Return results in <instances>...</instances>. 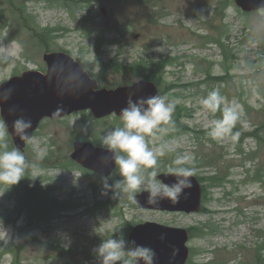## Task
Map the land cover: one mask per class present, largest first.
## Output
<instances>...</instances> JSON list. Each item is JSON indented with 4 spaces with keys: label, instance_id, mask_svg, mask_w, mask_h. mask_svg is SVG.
I'll list each match as a JSON object with an SVG mask.
<instances>
[{
    "label": "rangeland",
    "instance_id": "obj_1",
    "mask_svg": "<svg viewBox=\"0 0 264 264\" xmlns=\"http://www.w3.org/2000/svg\"><path fill=\"white\" fill-rule=\"evenodd\" d=\"M13 7H21L23 16ZM220 7L216 2L201 5L200 0H0V83L27 69L44 72L47 49L69 53L95 76L102 62L104 67L116 63L122 68L134 62L175 59L154 83L161 96L175 103L173 121L186 116L181 123L190 130L178 135L175 130L157 133L149 138V146L154 150L164 146L158 176L175 166L178 155H187L183 166L194 167L208 190L204 213L143 209L127 193L120 194L113 208L110 202L96 208L97 202L111 199V192L102 194L104 190L93 188L92 176L62 165L71 159L75 139L105 147L103 136L122 127V120L114 115L97 120L89 111L45 120L27 144V169L41 186L53 187L60 200L78 204L31 231L26 215H17L21 181L11 187L0 183V219L8 237L0 230V264H93L100 260L94 250L104 239L124 233L120 238L125 240L128 224L149 222L200 228L187 243V263L264 264V10L243 12L234 0L223 14L217 12ZM216 39L232 52L230 59ZM106 73L102 86L107 89L144 79L110 67ZM208 74L227 77L208 81ZM213 89L242 113L232 130L239 132L236 139L214 140L207 134L212 120L221 116L200 103ZM4 142L9 150L15 148L8 131ZM41 150L44 158H52L44 165L37 159ZM120 180L118 170L108 182ZM125 243L126 248L134 247L128 238ZM57 244L64 246L65 257L55 249Z\"/></svg>",
    "mask_w": 264,
    "mask_h": 264
},
{
    "label": "water",
    "instance_id": "obj_2",
    "mask_svg": "<svg viewBox=\"0 0 264 264\" xmlns=\"http://www.w3.org/2000/svg\"><path fill=\"white\" fill-rule=\"evenodd\" d=\"M235 4L244 12L264 9V0H235ZM44 60L48 65L46 74L29 71L0 86L1 114L16 147L20 150L25 148L26 141L20 140L12 128L14 120L18 118L32 121L28 134L33 137L45 117L56 120L84 110H90L98 119L112 114L120 117L121 109L128 106L129 99L136 103L158 95L155 84L145 82L116 90L99 89L98 82L91 79L83 66L64 53L46 54ZM8 89L12 91L5 101L4 94ZM58 106L63 110L54 115ZM114 156L110 150L96 148L91 143L75 142L71 159L84 168L107 177L116 167ZM159 178L167 184L174 183L176 179L169 174ZM190 179L192 187L185 189L186 195H181L179 203L165 199L158 205H149L147 192L136 196L135 201L144 209L196 212L200 209L202 190L197 179ZM187 240L188 233L185 230L155 223L140 225L130 235L132 244L134 242V245L154 250L153 264H185L189 254L185 247Z\"/></svg>",
    "mask_w": 264,
    "mask_h": 264
},
{
    "label": "clouds",
    "instance_id": "obj_3",
    "mask_svg": "<svg viewBox=\"0 0 264 264\" xmlns=\"http://www.w3.org/2000/svg\"><path fill=\"white\" fill-rule=\"evenodd\" d=\"M11 91L8 89L4 94L5 101ZM200 103L204 109L213 114L217 111L221 113L220 118L212 120L208 130L207 134L212 139L222 140L226 136L238 138L239 132L232 131L242 115L237 105L229 104L219 89L210 91ZM175 107L174 102L158 94L136 103L129 99L128 106L121 109L123 126L115 127L102 138V145L115 154V164L119 166V175L122 177V180L117 181L113 186H109L105 180L104 188L107 190L111 187L112 199H117L121 193H127L129 199L134 200L136 193L147 192L149 205H158L165 199L179 203L181 195H186L185 189L192 187L190 177L195 175V168L183 166L189 160L187 155H178L175 158L173 161L175 166L169 167L168 172L176 179L174 183L167 184L157 179L158 158L166 154L164 146L155 150L149 146L150 137L155 138L157 133L167 134L174 130ZM62 110V107L58 106L54 115ZM12 128L13 133L20 140L33 142V138L28 134V130L32 128L31 120L18 118L14 120ZM6 136V125L0 119V183L11 187L25 178L26 169L30 165L20 150L16 148L7 150L8 145L4 142ZM44 155L43 150L39 151L37 159H43ZM149 169L151 171H148ZM102 194L106 195L107 192ZM0 230L7 239V230L3 226L2 219H0ZM94 254L100 259L101 264H141V262L153 264L155 256L154 250L145 246L135 245L126 248L123 238L104 239L94 250Z\"/></svg>",
    "mask_w": 264,
    "mask_h": 264
},
{
    "label": "trees",
    "instance_id": "obj_4",
    "mask_svg": "<svg viewBox=\"0 0 264 264\" xmlns=\"http://www.w3.org/2000/svg\"><path fill=\"white\" fill-rule=\"evenodd\" d=\"M65 1H69V0H65ZM211 2L218 3L221 7L217 9V12L223 14L224 9H227L229 4L231 3V0H200L201 5H206L207 3H211ZM226 35H228V33L222 36H226ZM216 41L221 44L226 59H230V57L233 56L232 52L226 49V46L224 45V43H222L221 40L216 39ZM172 60L175 59L161 60L160 63L153 62L151 64H148V62L145 61L139 63L134 62L131 65H124V74L129 73L137 77H143L146 80H150L151 82H155L158 84L159 83V80L157 79L158 73L162 74L163 69L169 64H171ZM111 64H112L111 66L108 65L107 66L114 69L118 73H122L121 71H123L122 70L123 67L120 68L116 63H111ZM108 67H104L102 64L101 66L102 74H105L107 72ZM207 79L208 81L214 80L215 82H220L225 80L226 77L220 79V78L211 77L208 74ZM185 117L186 116H180L177 120H175L174 130L176 131V135L182 134L183 132H187L190 130V128L187 125L181 123L182 119ZM10 147L11 146L8 145V149H10ZM51 159H52L51 157L43 158L42 159L43 165L51 161ZM73 165H74L73 162L68 160L64 164V167H70ZM118 170L119 167L117 168V171ZM148 171H151V169H149ZM39 180H40L39 178L34 177L31 174L30 170L27 169L25 172V178L21 180V183L24 185V193H22V195L20 196L17 202V215L19 216L23 214L26 215L28 228L31 231H35L45 225H48L49 222L60 217L62 212L76 205V201L75 202H73L72 200L61 201L57 197H54L52 194L53 188L51 189L50 187L47 186H41ZM105 180L106 179L104 178H100L99 181L98 180L96 181L94 187L97 189L99 188V184H100L101 188H104ZM107 184L110 185V183L108 182ZM103 190L105 191L106 189L104 188ZM107 190H110V188ZM109 202L112 206L115 205L114 201H109ZM102 205L103 202H99L97 203L96 208L97 207L100 208ZM7 220L9 221L10 218ZM25 230L26 229H23V232ZM54 247L55 249H59L62 252L61 254L62 257L66 256V250H64V246L57 244ZM18 250H20L19 247Z\"/></svg>",
    "mask_w": 264,
    "mask_h": 264
}]
</instances>
